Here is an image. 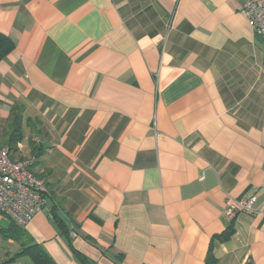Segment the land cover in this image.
<instances>
[{
    "label": "crops",
    "instance_id": "crops-1",
    "mask_svg": "<svg viewBox=\"0 0 264 264\" xmlns=\"http://www.w3.org/2000/svg\"><path fill=\"white\" fill-rule=\"evenodd\" d=\"M242 6L0 0V147L20 113L13 157L51 190L21 240L1 220L0 264L36 244L56 264H264V37Z\"/></svg>",
    "mask_w": 264,
    "mask_h": 264
},
{
    "label": "built area",
    "instance_id": "built-area-1",
    "mask_svg": "<svg viewBox=\"0 0 264 264\" xmlns=\"http://www.w3.org/2000/svg\"><path fill=\"white\" fill-rule=\"evenodd\" d=\"M242 13L253 30L264 37V0H242ZM34 159L18 160L6 147H0V228L1 220L9 219L24 227L45 209L49 191L46 180L34 175L30 167ZM257 198L251 195L241 199H227L225 215L234 219L240 214H253ZM71 236L77 237L75 230Z\"/></svg>",
    "mask_w": 264,
    "mask_h": 264
},
{
    "label": "trees",
    "instance_id": "trees-1",
    "mask_svg": "<svg viewBox=\"0 0 264 264\" xmlns=\"http://www.w3.org/2000/svg\"><path fill=\"white\" fill-rule=\"evenodd\" d=\"M15 48L14 42L0 34V62ZM23 133H22V116L20 113H13L12 116V125H11V133L9 135L8 148L12 153L17 151L18 144L23 141ZM25 161V160H22ZM49 189V186L47 184ZM51 190L48 191L46 195V200L50 198ZM51 217L52 220L57 227V229L63 234L69 237L72 240L71 236V228L68 226V223L61 216L60 210L56 205H53L51 208ZM4 238L5 239H14L16 241L21 240L24 237L23 227L16 225L12 221L8 224L7 227H3ZM234 234V230L230 228L227 230L223 236V241L229 239ZM77 257L86 264L85 257L75 251ZM27 257L30 259L32 264H56L54 260L45 252V250L40 245H31L26 246L21 253H19L15 258H23ZM211 258L208 259L207 264H212Z\"/></svg>",
    "mask_w": 264,
    "mask_h": 264
}]
</instances>
